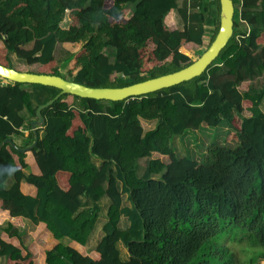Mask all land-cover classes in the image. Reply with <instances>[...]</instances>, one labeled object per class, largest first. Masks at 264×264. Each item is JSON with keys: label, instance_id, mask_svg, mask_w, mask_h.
Wrapping results in <instances>:
<instances>
[{"label": "trees", "instance_id": "obj_1", "mask_svg": "<svg viewBox=\"0 0 264 264\" xmlns=\"http://www.w3.org/2000/svg\"><path fill=\"white\" fill-rule=\"evenodd\" d=\"M179 1L0 0V65L15 69L9 58L14 53L38 67L24 73L91 89H121L179 72L200 58L184 48L202 47L213 28L210 47L220 27L219 0ZM232 2L233 35L199 77L120 102L62 95L41 111L38 142L24 153L1 144L23 136L28 126L29 143L19 148L32 145L33 121L26 122L22 112L37 119V109L60 91L29 85L32 94L26 85L0 78V214L9 217L3 232L8 239L0 235L4 264H257L264 259V89L239 90L264 74V0ZM174 12L182 29L170 23ZM236 16L248 32L235 31ZM66 18L70 24L64 29ZM57 44L78 47L64 76L54 57ZM140 120L156 126L145 132ZM221 125L238 143L215 146L208 163L178 158L170 146L203 126ZM153 153L169 162L151 160L137 177L139 160ZM123 195L129 208L123 207ZM105 196L111 203L97 256L63 245L64 238L86 245ZM82 198L94 206L84 209ZM122 217L129 223L124 231ZM24 220L43 225L52 238L23 245L14 228ZM118 243L129 253L126 262Z\"/></svg>", "mask_w": 264, "mask_h": 264}, {"label": "water", "instance_id": "obj_2", "mask_svg": "<svg viewBox=\"0 0 264 264\" xmlns=\"http://www.w3.org/2000/svg\"><path fill=\"white\" fill-rule=\"evenodd\" d=\"M220 2V27L215 40L212 42L207 51L189 67L169 75H165L156 79L148 80L139 84L121 89H91L79 84L66 81L61 77L44 76L37 74H29L19 72L15 69L5 68L0 65V78L23 85H41L53 87L60 91L59 95L51 102L40 106L36 111V120L31 123V129L34 134V142L27 148H19L12 139L5 140L2 144H9L12 148L20 153H24L33 149L39 139L37 127L44 124V118L41 111L49 107L54 101L58 100L62 95H70L82 99H93L97 101L120 102L131 98L146 96L168 89L173 86L191 81L199 77L218 57L219 53L225 48L233 35V18L234 4L232 0H219ZM0 146V149H1Z\"/></svg>", "mask_w": 264, "mask_h": 264}, {"label": "rangeland", "instance_id": "obj_3", "mask_svg": "<svg viewBox=\"0 0 264 264\" xmlns=\"http://www.w3.org/2000/svg\"><path fill=\"white\" fill-rule=\"evenodd\" d=\"M179 5H182V1H179ZM216 3L214 4V7ZM240 8L236 7V12L238 13ZM68 18H66L63 23L61 24L62 28H66L68 26ZM235 20L238 22V27L235 29L236 32H248V28L245 25H242L241 22L238 21L237 16ZM170 23H172L175 28L182 29L183 25L181 19L177 12H174L172 16H170ZM209 33L204 39V45L202 47H196L194 45H189L184 48L188 54L192 56L193 59H197L202 56L205 51V48L208 49L211 35L213 32V28H209ZM65 47V46H63ZM62 45H58L56 53V62H66L69 60L70 55L75 50V47L68 46L67 48H63ZM69 48V49H68ZM206 49V50H207ZM107 55L110 60H112V54L107 52ZM68 62V61H67ZM249 89H264V74L261 77L256 78L255 80L242 84L239 88L241 93L246 92ZM75 106L82 108V105L76 100ZM105 106H108V103H105ZM261 110L264 113V99L262 102ZM245 116H249L248 112H244ZM35 121L36 119H31ZM140 123L143 127L145 132L151 131L155 128L156 122L155 121H144L140 120ZM42 128V127H37ZM32 130V129H31ZM30 132L28 126H26L23 130V136H14L13 140L18 147H24L26 144L29 143V139L25 138L28 133ZM238 140L234 132L229 130L227 127L221 125L216 128H208L207 126L201 127L197 131H192L186 134L184 137L174 138L170 143V146L178 158H183L186 156L193 157L199 164L208 163V160L211 159V150L215 148V146H227V147H236ZM158 159L161 162L168 163L169 159L167 156L160 155L158 153H153L150 158H144L139 160L138 167H141L144 170L147 168L149 161ZM143 173H136L137 177L142 176ZM141 178V177H139ZM155 178H159V176H155ZM6 218L4 215L0 217V235H3L4 231L8 227V223H6ZM15 231L22 237V243L25 246L30 245L32 242H35L39 239H46V229L43 225H35L31 221L27 220L26 224L22 226H18L14 228ZM47 236V235H46ZM48 239V238H47ZM220 239V238H219ZM212 244V242H211ZM209 246V245H208ZM227 246H232V243H228ZM5 260L0 259V264H4ZM257 264H264V259L259 260Z\"/></svg>", "mask_w": 264, "mask_h": 264}, {"label": "crops", "instance_id": "obj_4", "mask_svg": "<svg viewBox=\"0 0 264 264\" xmlns=\"http://www.w3.org/2000/svg\"><path fill=\"white\" fill-rule=\"evenodd\" d=\"M236 7L240 8V10H241V4L240 3L237 4ZM67 20H68V26H69L70 21H69V19H67ZM241 23H242V25H245V27H247L249 29V27L245 23H243V22H241ZM66 28H64V29H66ZM58 45H60V44H57L56 45L55 51L57 50ZM62 47H63V45H62ZM63 48L65 49V48H67V46H65ZM76 49H78V47L75 48V51H76ZM55 51H54V57H55V60H56V53H55ZM9 58L11 60L12 66L15 69H17V70H20V71H23V72H35V70H37V68H38L37 66H32V67L27 66L23 61L17 59V57H16V55L14 53H10L9 54ZM67 61L66 62H63V63L57 62L58 65L60 66V69H61L60 72H61V74L63 76L65 75L66 71L69 69V64H68ZM23 89L26 90L27 92L33 94V90L31 88V86H29V85L23 86ZM34 95L32 97V104H33L34 107H36L38 105V102L36 101ZM72 101L73 100H71V102ZM75 101L76 100L73 101V104L72 105H73V107L79 109V107L75 106ZM22 116L26 120V122H28V121L31 120L29 118L30 117L29 114L26 111L22 112ZM177 138H180V137H177ZM92 162L97 167H100L102 165V161H99V160H97L95 158H92ZM140 169H142V168L141 167H138L136 173L139 172V173H143L144 174L146 168L143 171L140 170ZM25 174L26 175L29 174L28 170H25ZM139 177H142V176H139ZM153 178H155V177H153ZM117 187H118V190L121 192L122 191V184L121 183H118L117 184ZM122 200H123V207L129 208L130 207V204L127 201V195H123L122 196ZM82 203L84 205V209H90V208H92L94 206V204L89 199H86V198H82ZM110 203H111L110 200L105 196L97 204V206L99 208V217L97 219V222L95 224V227H94V229H93V231H92V233H91V235H90V237H89V239H88V241H87V243H86L85 246H81V245L77 244L76 242L71 241L68 238H64V239L60 240V242L63 245H65V246H70V247L75 248L76 250H78L83 255H86V256L95 258L97 256L96 249H97L99 243L101 242L102 238L104 237L103 227L107 223L106 214H107V210H108V208L110 206ZM0 215H2V214H0ZM8 220H9V217L6 218V220H5L6 223H8ZM26 222H27V220H24V224H26ZM128 227H129V223H128L127 219L124 218V217H122L121 220H120V223H119V228L124 231V230L128 229ZM45 237H46L45 241H49L52 238V236L47 231H46ZM2 238L5 239V240L8 239L6 234H3L2 235ZM21 239H22V237H21ZM117 249H118V251L120 253L121 260L124 261V262L128 261L129 260V253H128L127 249L123 246V244L118 243L117 244Z\"/></svg>", "mask_w": 264, "mask_h": 264}, {"label": "built area", "instance_id": "obj_5", "mask_svg": "<svg viewBox=\"0 0 264 264\" xmlns=\"http://www.w3.org/2000/svg\"><path fill=\"white\" fill-rule=\"evenodd\" d=\"M211 1H213V0H211Z\"/></svg>", "mask_w": 264, "mask_h": 264}]
</instances>
